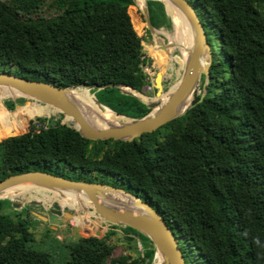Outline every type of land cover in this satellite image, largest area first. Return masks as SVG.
<instances>
[{
  "label": "trees",
  "instance_id": "1",
  "mask_svg": "<svg viewBox=\"0 0 264 264\" xmlns=\"http://www.w3.org/2000/svg\"><path fill=\"white\" fill-rule=\"evenodd\" d=\"M193 1L211 63L191 108L126 142L85 139L61 119L37 130V119L56 112L23 98L13 109L10 99H1L0 180L51 168L63 176L67 167L78 171L74 180L110 184L150 203L174 238L190 243L200 264H264V0ZM133 6V0H0V72L60 87L116 83L147 93L143 39L136 33L143 23ZM147 9L154 27L166 23L161 2L148 0ZM215 43L224 54L217 58ZM147 51L158 69L174 62L169 48L149 44ZM75 90L114 120L149 111L118 88ZM93 170L116 178L84 179ZM5 204L11 201L0 199V264H54L29 245L30 206L9 215ZM74 215L81 234L94 237L70 244L66 264H151L154 248L141 233L111 225L149 243L139 242L142 251L134 257L112 256L114 247L101 238L105 229L91 212L76 207ZM186 252L184 263L198 264Z\"/></svg>",
  "mask_w": 264,
  "mask_h": 264
},
{
  "label": "water",
  "instance_id": "2",
  "mask_svg": "<svg viewBox=\"0 0 264 264\" xmlns=\"http://www.w3.org/2000/svg\"><path fill=\"white\" fill-rule=\"evenodd\" d=\"M155 1L162 3L165 14V2L174 7L186 19L191 30L190 47L187 50L183 67L180 68V76L174 85L164 90L163 68L158 69L154 74L151 83L155 94L154 97L147 100H144L141 95H137L136 93L138 92L136 90L116 83L83 86L88 90L91 88L100 90L106 87L118 88L120 91H122L121 88L128 89L132 92L130 93L131 95L144 103L149 109L145 115L134 119L120 116L121 119L115 123L104 122L105 119L103 120L96 114H93V117L92 113H90L91 107L88 104L81 103L74 96L75 87H60L7 72H0V87L16 91L18 97L28 99L29 102H36L56 109L62 116L61 123L73 128L81 137L88 140L112 139L130 142L140 135L153 132L163 124L182 116L193 106L191 101L199 76L204 75L203 86L207 83L208 68L211 63V50L206 40L203 26L187 0ZM133 2L135 3L134 0ZM147 2L148 0H143V7L139 8L146 30L160 47L167 49L171 45L175 46V44L164 43L156 35L157 29L149 20ZM204 91L203 87L201 97ZM95 102L97 104L96 100ZM88 112L92 115L93 120L87 116ZM98 120L101 122L98 123ZM50 123L53 125L55 120H50ZM23 187L39 188L48 192H71L81 195L90 205L89 209L94 214L98 225L130 227L150 240L154 248L153 259L158 261L159 264H185L172 231L155 207L122 188L101 182L72 180L46 171L29 170L11 174L1 179L0 199H9L12 206L17 210L25 204L37 205L39 203L38 200L26 199L24 203L20 204L7 195V193L16 192ZM31 213L38 215L33 210ZM73 215L74 211L71 208L66 207V210H63L59 203H53L49 209L48 217L40 216V214L39 217L42 220L56 223L60 218L68 220Z\"/></svg>",
  "mask_w": 264,
  "mask_h": 264
},
{
  "label": "rangeland",
  "instance_id": "3",
  "mask_svg": "<svg viewBox=\"0 0 264 264\" xmlns=\"http://www.w3.org/2000/svg\"><path fill=\"white\" fill-rule=\"evenodd\" d=\"M187 1L191 6L194 5L193 0H187ZM261 6L264 8V4L263 5L261 4ZM133 7H135L136 14L138 15L141 23H143L142 33L137 32L136 30L135 31L138 34V36H140L143 39L142 49H143L144 69L149 70L154 76V74L157 72L158 68L154 63L153 58L149 55V53L147 51V47L149 44H152V45L156 44V40L151 36L150 33H148V31H146L145 23L143 21L142 13H141L140 9L138 7H136L135 3H134ZM166 14H168L167 11H166ZM173 25L174 24L169 19V16L166 15V23L160 25L157 28L155 27L157 29V31H161V33H159L158 36L162 39V41L164 43L174 44V41L164 34L166 32L169 34H173L174 33ZM206 29H210L213 34L217 33L214 26L206 25ZM218 44L219 43H215V45H214L213 51H214V57L215 58H217V56L224 55L222 52L223 50H222L221 45H218ZM179 53H180L179 49L176 46L171 45L169 47V55L170 56H174V55L179 56L180 55ZM168 62L169 63L166 64L164 67V78H163L164 90L171 88L174 85V83L177 81V77H178V74H177L178 73L177 72V66L178 65L171 60H169ZM8 68H11V70H14L15 66L9 65ZM179 72H181V69L179 70ZM200 76L197 80V84H196L193 96L195 94L200 93V91H201L200 88L202 86V80H201ZM76 88L82 89L84 87L78 86V87H75L74 89H76ZM121 90L124 92H127V93L128 92L132 93L130 90L125 89V88H121ZM73 92H76V90ZM136 94L141 95V96L145 97L146 99H151L152 97H154L155 90L147 92V93L146 92L145 93L144 92H138ZM16 98H21V97H18V96L14 97V98L5 97L2 100L4 103L5 100L10 99V101L14 105L13 109H15V107L17 105H19V104H17ZM94 99H95V97H94ZM26 101H29V100L24 99V101L22 103H24ZM101 108L105 109L104 107H101ZM61 118H62V116H60L59 113H54V114L51 113L47 117H40L39 118V119L43 120V122L42 121L39 122L37 119L34 126L38 130L42 126H44V127L48 126V120L53 119L56 121L57 119H61ZM46 121H47V123H46ZM64 169L68 171V172H65L64 174H62L64 177H67V178L72 179V180L79 179V177H77L78 171L73 170V169H68L67 167H65ZM48 171H51L52 173L57 174V171L54 168H51ZM105 174L106 173H104L102 171H94L93 170L92 172H88V173L83 174V176H85L84 179H87L86 177H88V178L94 179L96 181L97 180L103 181V180H106V178L107 179L116 178L115 176L110 175V174L104 176ZM34 196H40L41 197L40 193L38 194V193H36V191L34 189H31V190H28V191L24 192L23 194H20V195L13 198V200H15L16 202H19L20 204L24 203L26 199H33V200L39 201V203L37 205H35V206L29 205L30 207H28L29 210H31V211L33 210L36 212V214H38L36 216V215L31 213L32 216H30V219H29L30 221H29L28 227H29V231L32 233V241L29 243V245H30V247H32L35 250H39V251L48 253L54 264H66V262L69 259L68 246L70 244L74 243L75 241H77L78 239H86V238H90V237H94V236L91 234L87 235V236H83L81 234L82 233L81 226L73 225L70 222V219L64 220V219L60 218L56 221V223L49 222L48 220H42L39 217V214H40V216L42 215V216L48 217L49 209L51 208V204L59 203L58 198L52 197L51 200L46 202V201H42L41 199H36V198H34ZM3 207L5 210V213H7L9 215H12L13 213H15L14 212L15 208L12 206V204H5ZM63 210H66L65 206H63ZM89 210H91V209H89ZM18 212H21L20 208L18 209ZM80 215H82V214H80ZM91 217L93 218V220H95L94 215H91ZM87 218H85V219H87ZM99 226H102L105 229L104 233H103L105 235H104V237L101 236V238H103L108 244H110L111 246L114 247L112 256L121 255V254H129V256H133V257L136 256V254H138L142 251V248H141L140 244L138 245V242H140L143 246H149L148 241L141 236H138L139 237L138 239L135 236H133L132 239H129L128 234H126L121 229H118V228L112 229L110 226H108L106 224H99ZM111 229L113 232L111 234L106 235V232L109 230L111 231ZM176 237H177V234L175 235V238ZM178 237H180V238H178V239L176 238V242H177V245H178L180 251L182 253L187 251L186 252L187 255L190 256L189 259L200 264V261L195 257V250L192 249V246L190 245V243L184 237H181V236H178ZM96 238H98V237H96ZM153 255H154V253H153ZM183 258L185 259L184 254H183ZM154 261H155V259L152 258L151 264H153Z\"/></svg>",
  "mask_w": 264,
  "mask_h": 264
},
{
  "label": "bare ground",
  "instance_id": "4",
  "mask_svg": "<svg viewBox=\"0 0 264 264\" xmlns=\"http://www.w3.org/2000/svg\"><path fill=\"white\" fill-rule=\"evenodd\" d=\"M134 1H135L136 5L138 6V8H142L143 7V5H142L140 0H134ZM164 4H165V9L168 12L167 16H169V19L174 24L173 25L174 33L173 34H169V33L166 32L164 34L174 41L175 46L179 49V52H180L179 56L174 55V63H176L178 65L177 66V72H178L177 73L178 74L177 80H178V78L180 76L179 70H180L181 67H183L184 59L187 56V50L190 47L191 30H190V27H189L188 22L186 21V19L174 7H172L167 2H165ZM156 33L159 34V33H161V31H157ZM73 93H74V96L77 97L81 103L88 104L76 92H73ZM10 96H18V93L16 91L12 90V89H9V88H6V87H0V100L5 98V97H10ZM1 104H2V102H1ZM50 109H52L53 111L58 113V111L56 109H54V108H50ZM90 113H92V115L93 114L98 115L103 120L104 119L107 120V121L104 120V122L115 123V122L118 121V120H114V119H111L109 117L104 116L103 114H101L100 112L95 110L93 107H91ZM90 113L88 112L87 116L91 120H93L94 115L92 117V115ZM66 119L68 120V118H66ZM100 122L101 121L98 120V123H100ZM31 189H34V188L23 187V188L19 189L16 192L7 193V195L11 196L12 198H14V197H16V196H18L20 194H23L24 192H26L28 190H31ZM34 190L36 191V193H38V194L40 193V195H41V197L40 196H36V197H40L41 199H43V200H45L47 202L49 200H51L52 197H56V198H58V202H59L60 206L69 207L72 210H74V212H75V208L76 207H79V208H82V209L90 211L89 210V208H90L89 206L90 205L88 204V202L81 195H78V194H75V193H71V192H63V193H60V192H57V191L48 192L47 190L39 189V188H36ZM91 215H94V214L91 212ZM70 222L73 225L81 226V222H79L75 218V215H73L70 218ZM154 264H159V262L155 261Z\"/></svg>",
  "mask_w": 264,
  "mask_h": 264
},
{
  "label": "built area",
  "instance_id": "5",
  "mask_svg": "<svg viewBox=\"0 0 264 264\" xmlns=\"http://www.w3.org/2000/svg\"><path fill=\"white\" fill-rule=\"evenodd\" d=\"M144 72L147 75V81H148V85L146 86V91L147 92L153 91L154 88H153V85L151 83L152 79H153V74L149 70H145V69H144ZM138 245H139V242H138Z\"/></svg>",
  "mask_w": 264,
  "mask_h": 264
}]
</instances>
